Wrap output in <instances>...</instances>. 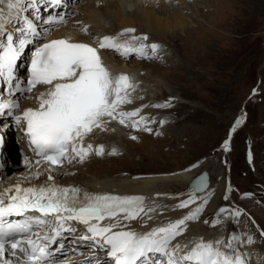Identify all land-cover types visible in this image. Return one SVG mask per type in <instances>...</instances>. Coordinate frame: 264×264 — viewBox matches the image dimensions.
<instances>
[{
  "label": "rangeland",
  "instance_id": "374dc122",
  "mask_svg": "<svg viewBox=\"0 0 264 264\" xmlns=\"http://www.w3.org/2000/svg\"><path fill=\"white\" fill-rule=\"evenodd\" d=\"M167 1H174L176 6L185 1L186 4L182 6L188 5V9L185 7L186 10H183L184 25L181 28H175L165 36L151 30L154 35H150L144 27L135 24L137 26L134 27L135 32H130L134 33L135 37L147 36L148 38L146 41L136 40L137 47L140 44L159 45L155 54L151 52L150 47L147 49L149 58L132 55L130 59L134 62L131 68L145 78L143 81L147 85L150 84L149 86L156 87L154 92L152 88H146L142 93L152 95L151 98L154 95V98L157 97L154 100H158L156 105L164 106L152 105L155 101L145 103L144 96L139 117L131 118L140 120L143 117V122L140 124L142 130L139 132V129L138 131L134 129L131 126L133 121L131 119L127 122L128 126L133 128L130 130L121 128L120 124L112 123L111 125L116 124L120 127L121 133L115 138L120 147L119 151H116L115 155L110 154L113 150V142L109 151L107 148L104 149L105 156L110 155L108 159L102 155L89 157L80 163L79 168L69 172L68 178L81 182L98 178L123 182L124 179L131 180L153 175L165 177L180 174L183 171H190L196 175L206 168L211 172L213 179L211 183L213 187L211 186L212 189L206 196L207 201L201 200L204 197L192 195L182 199L175 196L187 191L191 180L180 186L172 187L171 185L165 194L168 193L173 198H167L164 209L159 207V203L155 215L169 218L172 216L169 211L170 206H176L179 210L175 214H182L185 217L187 215L181 211L191 213L189 207L193 204L200 209V212L198 218L193 219L195 222L187 221L189 223H186V230L192 229L193 224H198L202 226V229L197 228L195 232L203 233V238L210 239L209 234H212L214 230H208L203 221L213 222L214 224L206 223L207 227L221 226L223 229V243L218 245L222 251L229 255L239 253L246 264H250L251 255H254V260L259 258L264 264V235L261 234L264 232V223L261 222L264 221V0ZM85 2L86 0H68L66 3L71 10L66 12L64 8L62 12H55L54 17L62 16L69 23L77 19V22H74L76 29L83 32L86 28L88 35L93 36L95 43L106 37L105 35H108L107 37L116 35L118 41L127 37V33L120 37V33L127 28L118 27L120 24L115 17L108 19L109 23L115 25L113 29L108 31L111 28L108 25L103 33L100 31L98 34L92 31L91 24H86L84 27L86 21L81 19L83 16L81 7ZM104 5L100 3L98 7L106 12L107 5L105 7ZM160 5L158 3L155 10H160ZM38 6L40 10H44L45 3L40 1ZM97 8L93 6L96 12L101 13L102 10ZM127 9L132 12L126 14L124 18L135 19L133 15L138 13L136 9ZM45 16L46 14L43 18ZM158 17L163 20L169 19L165 15ZM17 27L25 26L17 25L15 30ZM45 28L47 26L44 19L42 23L37 24L38 40L45 37L47 32ZM136 33L139 35L137 36ZM137 61L144 65L143 68L135 63ZM253 87L257 88V93L249 95ZM245 104L248 114L247 125L236 129V133L241 130L238 134L235 133L228 156H225L220 148L228 134V126L242 117ZM145 128L150 131H146ZM13 132L18 134L15 129ZM1 133L4 134L3 130ZM133 136L136 139H132ZM22 158L21 152H18L17 158L14 157L13 160L16 159V162L20 163ZM94 158L97 159L94 160ZM229 162L231 163L230 173L227 167ZM237 187L239 189L241 187V191L254 190L255 194L247 192L236 194ZM190 197L195 200V203H191L187 208L178 207L180 205L178 202L187 201L186 199L189 200ZM170 199L175 206L168 203ZM247 199H253L257 201V204L259 202L260 208L254 209L253 205L247 203ZM165 208L168 212H165ZM221 209L226 211L221 212ZM237 212L242 216V222L239 220L240 215H236ZM223 214L232 216L226 218ZM218 218L219 222L215 223ZM233 218L239 231H234L231 235L239 237L240 240H232L231 237L232 248L229 249L225 247L229 243L226 232L227 221L234 222ZM160 219L161 217L156 218L159 227ZM177 220L175 218L164 224L167 226ZM228 226L229 232L235 229L231 222ZM218 236L219 232L218 235L213 236L215 242L216 239L218 241ZM249 237L253 243H248ZM180 240L177 241L180 243ZM101 245L102 242L89 248L97 250L101 249ZM248 248L251 249L248 250ZM81 254L78 253L77 256L81 257Z\"/></svg>",
  "mask_w": 264,
  "mask_h": 264
},
{
  "label": "snow or ice",
  "instance_id": "6c2138e0",
  "mask_svg": "<svg viewBox=\"0 0 264 264\" xmlns=\"http://www.w3.org/2000/svg\"><path fill=\"white\" fill-rule=\"evenodd\" d=\"M3 3L5 0H0V4ZM22 3L23 0H8L7 7L16 10L19 17ZM63 3L64 0H49L52 7H59ZM38 4L39 0H29L25 6L33 8L38 14L40 11ZM2 13L3 9L0 8V33H3V41H0V79L5 81L10 94L13 95L12 88L15 92H31L37 86H49L47 92L36 97L39 106L35 109H25L22 115L15 117V122L17 125L21 121L26 123L25 134L29 139V145L38 156L50 162V165L62 166L65 160L71 163L77 157L83 162L92 150L90 144L86 148L83 146L85 136L96 128L106 130L104 128L106 118L109 122L118 120L120 124L128 126L127 122L139 115V109L131 112L118 111L120 105L132 102L128 89H133L134 86L130 77L126 74L110 73L103 65L97 48L88 44L71 43L67 39L42 44L35 49L30 60L29 78L27 80L18 78L15 70L23 51L32 43L29 37H35L39 32L37 25L27 17L24 18L25 27H17L16 33L8 32L2 22ZM39 18L37 15V19ZM62 21L61 16L50 17L46 22ZM128 32H135V29H125L120 35ZM147 39V36L131 38L132 41ZM99 47L112 49L125 58L132 55L149 58L147 49L150 47L151 52L155 54L159 45L140 44L135 47L131 41L121 43L117 37L106 36L99 41ZM162 106L164 105H156ZM19 107L18 101L11 103L0 101V115L6 114L8 109ZM142 122L143 117L140 120H133L131 126L139 128ZM145 130L150 131L147 128ZM2 139L0 137V142ZM132 139L136 137L133 136ZM224 147L228 149L227 141ZM96 154H104L102 145L96 150ZM110 154L115 155L116 150L113 149ZM39 175L40 173L36 174L37 179ZM48 180L53 181L54 177L49 175ZM81 192L79 188L60 187L52 183L28 188L15 185L6 189L5 193H0V258H3V264H12L5 257L6 247L11 250L12 256H16L17 251L21 253L26 251L24 243L31 248V253L28 254L30 261L47 260L50 255L49 245L57 243V238L62 232L76 230L67 226V221L71 220L84 224L87 233H90L80 239L103 241L101 247L108 246L107 255L114 259L115 264H245L243 256L239 253L229 255L222 251L218 247L222 241L212 243L201 238L187 253H182V246L179 244L170 247L171 242L186 231L187 221L198 218L200 209L167 226L154 228L143 234L130 230L113 231L119 227L118 223L101 226L100 222L104 219L116 220L121 214L125 220L139 219L141 214L152 211V209L145 211L144 198L110 194L81 195ZM191 203H195V200L190 197L189 200L182 201L178 207L187 208ZM223 211L226 210L221 209V212ZM29 212L40 215H26ZM236 215L240 213L237 212ZM12 216L23 219H6ZM48 217L56 221L51 234L40 236L38 232L34 233L33 226H43ZM261 234L264 235V232ZM22 235H36L37 239L22 241L18 238ZM231 239L240 240L235 235ZM248 243H253L251 237ZM59 247L63 248L62 242ZM183 247L186 248L187 245ZM225 247L231 249V241ZM178 253L181 254L177 255Z\"/></svg>",
  "mask_w": 264,
  "mask_h": 264
},
{
  "label": "bare ground",
  "instance_id": "6f19581e",
  "mask_svg": "<svg viewBox=\"0 0 264 264\" xmlns=\"http://www.w3.org/2000/svg\"><path fill=\"white\" fill-rule=\"evenodd\" d=\"M26 1H28V0H23V3ZM64 1H66V0H64ZM23 3L20 5V8L22 9V11H19V17H17V11L16 10L9 9L7 7V5H4V3L0 4V8L3 9V13H2L3 20H2V22L6 25V30L8 32L16 33L15 26H17L19 23H22L24 21V19H23L24 10H23V8L25 7V4L23 5ZM100 3L105 4L104 7L107 5V6H111L112 8H115V9L108 8L106 6L107 11L105 12L102 10L103 8L101 9V7H98V5ZM158 3L161 4L160 5L161 7H160V10L157 9L158 10L157 11V10H155V8H156L155 6ZM174 3H175L174 1L169 2L167 0H140V1L139 0H86V2L83 3V6L81 7V9L83 11V13H82L83 16H81V19H84L85 21L89 22L92 25L91 30L94 32H97L98 34L100 33V31H101V33H103V31H106L108 25L111 27L110 29H108V31L112 30L113 26H115V25L109 23L110 21L108 22V19H109V17H115L119 21L120 25H118V27H120V28H121V26L127 27V25L129 26V25H133V24H134L133 26L135 27L138 24V26L144 27L145 30H148L147 33H149L150 35H152V34L154 35V33L151 32V30H152L154 32L157 31V32H159V34L165 36V35L170 34L171 30L178 28V27L181 28L184 25L183 20H182L184 18L183 10H186L188 5L185 6L186 8L184 6H182V5L186 4L185 1H183V3L181 5H178V6L174 5ZM93 6H96V8L98 7L97 9L100 8L102 10V12L101 13L96 12L93 9ZM126 8H135L136 9V11L138 13H135L133 15V17H135V19L124 18V17H126L125 16L126 14L128 15L129 13L132 12V11H129L128 9L126 10ZM5 11H8V13H9L8 16L5 15ZM158 14L159 15H165L169 19L163 20V18L158 17L159 16ZM53 17H54V15H53ZM76 18H77V16H76ZM9 20H11V23H9ZM17 20L19 22H17ZM75 20H77V19H73L72 22H70V23L67 22L65 24L64 23H57V22L51 23L52 30L49 31L48 33H46L44 38L38 40L39 39V37L37 38L38 35L35 37H29V39L32 40V43L29 44L25 50H29V48H30L31 54H34L35 49L42 46V44L49 43L52 40H59V39H67L71 43H84V44H88L92 47L96 46L95 48H97V50L99 52V55H100L102 62H103V65L109 70V72L110 73L114 72V74H117V75L126 74L127 76L130 77V81H131L132 85L134 86L133 89H128V91L130 93L129 98L131 99L132 102L120 105L118 111L131 112V111H134L137 109L140 110L142 108V105H143L141 102L145 99V97H146V99L144 100L145 103L154 102L152 100H154L157 97L154 98V95H153V97L151 98L150 96H152V95L148 96L145 93L143 94L142 91L146 88H152V90L154 92L156 87H154L152 85L149 86L150 84L147 85L143 81L145 78L138 75L139 73L137 72V70H134L131 68V66L134 65V62L132 61V59H130L131 56L128 58H125L124 56L120 55L118 52H116L115 56H113V55L111 56L110 55V49H108V48L101 49L99 47V45L94 44L95 40L91 39L88 36V31H87V33H83L84 30H83V32L77 30L75 25H74ZM45 29H47V28H45ZM89 33H90V31H89ZM149 34H148V36H149ZM89 35H91V34H89ZM136 35L138 36L139 34L136 33ZM103 36H101V37H103ZM105 36H108V35H105ZM114 36L116 37V35H114ZM117 36H119V34ZM121 36L122 35H120V37ZM132 37H134V33H129L127 36V39L129 41H132L131 40ZM21 38H23V37H21ZM95 39H97V38L95 37ZM0 41H3V33H0ZM23 54L25 55V52ZM22 56L23 55H21L20 60H21ZM24 60H27L26 57H24ZM135 63L139 67L143 68V66H144L140 61H137ZM29 64H30V62H26L25 67L24 66L21 67V66H19V62H18V66L16 69H18L19 72L25 73V69H27ZM152 69H153V67H152ZM0 83H1V79H0ZM3 83L5 85H7L4 80H3ZM48 88H49V86L47 88L45 86L44 88L39 89L30 95L26 94V92H20V94H19L20 97H12V94H10V89L5 88V91L9 94L7 99H5L6 102L11 103L13 101H18L19 104H22V109L14 112V114H15L14 118L17 115H22L23 111L27 108H34V109L37 108L39 106V102L36 99V97L40 93L47 92ZM11 90L15 91L14 88H12ZM152 90L150 91L151 93H152ZM22 94H25V96L28 97L30 100H32V102H25L21 96ZM155 95L157 96V94H155ZM149 97H150V99H149ZM0 98H1V96H0ZM139 114H140V111H139ZM7 116L8 115H0V121H2V123L6 125V126L2 127V130H4L3 135L6 137L5 140H6V144H7L6 149H2L3 155L5 157V164H6V166H5L6 171L4 170L2 172V175L4 176V180L2 183H4L7 180L22 181V182L28 183V184H32L31 182H34L32 185H37V186H42L45 184L54 183L55 185L60 186V187L79 188L82 190L83 193H88L91 195L110 194V195H114V196H120L123 193L124 194L140 193V194L145 195V199L147 200L146 205L144 206L145 211L147 212V209H152V211L147 212V214H141V217L139 219L125 220V219H123V214H121L120 216H118L116 218V220L104 219L103 221L100 222L101 226H107L111 223H118L119 227L114 228L113 231H129L130 230V231L136 232L138 234H143V233L151 231L154 228L159 227V224L156 220V218H158V217H161L160 227L166 226L164 224V222L169 223L175 218H177L178 220L183 218L182 214L181 215L175 214V215L169 216V218H166L167 216L163 217V215L157 216V215H155L154 211L160 202V200L158 198L162 197L160 193L167 192L168 188H170L171 185H172V187H174V185L180 186V185H183V183H188L190 180H192L195 177L194 176L195 173L193 174L190 171H183V173L167 175L165 177L160 176V175H153V176H146V177L138 178V179L132 178L131 180H125L124 179L123 182H119L115 179H107V178L106 179L98 178V179H94V180L88 179V180H85V182L71 180L68 178L70 176L69 174L80 167L81 162L79 160V157L72 160L71 163L76 162L74 165H71V163H68L67 160H65L64 163L62 164V166H59L58 168L57 167H49L48 165L44 164L42 161H41L42 162L41 164H38L36 162L35 152L31 149V146L29 145V141L27 140V137L24 136L23 133H21V132H19V135H18L17 133L11 131L15 127V125H14L15 120L13 122L9 121L7 119L8 118ZM147 116H149V115H147ZM136 117H139V115ZM3 120L5 122H3ZM12 120H13V118H12ZM131 120H133V119H131ZM112 123L120 124L118 122V120H111L109 122L108 119L106 118L105 123H104V128L106 130L96 128L90 134L85 136V138L83 140V146L86 148L90 144V145H92V150H91V153L84 158V160H86L92 154H93V156H96V154L93 152H95L101 145L103 146V149L107 148L109 151V148L113 145V142H114L113 149H115L116 151H119L118 148H120V147H119L118 142L116 141L115 138L118 137L119 134L121 133L120 127L124 128L122 126H125V125L120 124L121 126L119 127L116 124L111 125ZM108 126H110V127L108 128ZM134 129L138 130L139 128H134ZM18 152H21L22 157H23L22 160L20 161V163H17L16 159L13 160L14 157L17 158ZM7 154L10 157L7 158ZM104 156H105V154L102 155V157H104ZM105 157H107V159H108V156H105ZM38 161L40 162V160H38ZM111 162H113V161H111ZM67 169H69V171H66ZM37 173H40L38 179L36 178ZM49 175H52L54 177L53 181L48 180ZM212 187H213V185H212ZM212 187L210 186L209 191H206L205 193L200 195V197L205 198V196H207V194H209V192L211 191ZM222 188H224V187H222ZM6 189H9V187L5 186L2 193H5ZM218 201H216V203ZM247 203L249 205H253L255 207L254 209L260 208V203L257 204L253 200L252 201L248 200ZM164 207H162L161 209H164ZM165 212H168V209H166ZM149 216L151 217V219H149ZM49 219L50 218H46V221ZM51 220H52V222L51 221L49 222L50 223L49 226H47L45 228L44 227L40 228L41 233L46 232L49 229H52L56 225V221H54L52 218H51ZM193 221L195 222V220H193ZM261 222L264 223V221H261ZM187 223H189V222H187ZM190 227H191V225H190ZM197 228L202 229V226H198V224H193L192 229L186 230L183 232L182 235L177 236L176 239L171 242L170 247L175 246L176 244H179L182 246V253H187L188 251H190L191 245L195 246V244L198 243L201 240V238L205 242H208L209 241L208 238H206V239L203 238V236H202L203 233H196L195 232ZM85 229H86V226H85ZM194 233H196L195 237H193ZM87 234L90 235V233H87ZM61 236L63 237L62 234H61ZM178 239H181L180 243L177 241ZM214 240H215V238H214ZM216 241H217V239H216ZM218 241H220V237H219ZM61 242L63 243L64 241L63 240H57L56 248L60 250L58 253V256L65 254V251L67 249H72L71 247H69V248L67 247L69 244H65V245H63V248H60L59 244ZM95 242H97V240L91 241V240H82L79 238L78 243L76 245V249L77 250H80V249L84 250L89 245H91ZM184 245H187V247L186 248L183 247ZM249 249H251V248H248V250ZM101 250H103V252L105 253L104 255H102L101 258L98 259L97 257H95L94 254L88 253L84 259L85 261H81L82 259H80V261L77 260V262L75 264H94L95 261H97L98 264H103L109 258V256L107 255L108 246L104 245L101 248ZM180 254L181 253H178L177 255H180ZM17 256L18 255H16V257ZM253 256L251 255L250 264H262V262L260 261L259 258L257 260L256 259L254 260ZM16 260H19L22 262L21 259H16Z\"/></svg>",
  "mask_w": 264,
  "mask_h": 264
},
{
  "label": "water",
  "instance_id": "95a60500",
  "mask_svg": "<svg viewBox=\"0 0 264 264\" xmlns=\"http://www.w3.org/2000/svg\"><path fill=\"white\" fill-rule=\"evenodd\" d=\"M209 184L210 181H209L208 171H203V173L200 176H198L196 180L192 182L191 185L194 187L195 192L199 193L206 191L209 187Z\"/></svg>",
  "mask_w": 264,
  "mask_h": 264
}]
</instances>
